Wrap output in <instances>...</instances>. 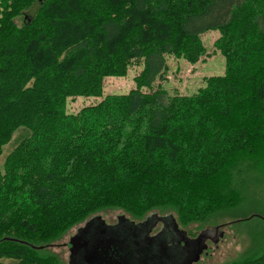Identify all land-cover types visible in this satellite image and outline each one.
I'll return each mask as SVG.
<instances>
[{
    "label": "trees",
    "instance_id": "obj_1",
    "mask_svg": "<svg viewBox=\"0 0 264 264\" xmlns=\"http://www.w3.org/2000/svg\"><path fill=\"white\" fill-rule=\"evenodd\" d=\"M208 29L225 71L189 94L153 88L167 55L205 54ZM135 62L136 87L104 94L102 130L67 131V98ZM20 127L0 161V264H65L47 243L106 206L214 218L241 200L234 177L264 175V0H0V155ZM251 237L221 264H264V230Z\"/></svg>",
    "mask_w": 264,
    "mask_h": 264
},
{
    "label": "rangeland",
    "instance_id": "obj_2",
    "mask_svg": "<svg viewBox=\"0 0 264 264\" xmlns=\"http://www.w3.org/2000/svg\"><path fill=\"white\" fill-rule=\"evenodd\" d=\"M33 9L34 6L27 9V12L30 13ZM16 21L20 22L21 17H16ZM219 35H221L219 29H208L201 34L205 54L194 62L172 54L167 55L168 67L165 70V77L156 78L152 87L155 88L160 83L167 89L168 94H189L205 84V76L222 74L226 66L225 56L217 47V40H215ZM141 67L142 62H135L128 66L123 75H106L103 78L101 95L69 96L66 101V130L100 132L103 127L100 104L104 94L127 92L136 87L134 76ZM141 89L148 90L146 86H142ZM23 132L24 128L20 127L11 134L8 142L3 145L0 161H3L4 156L16 144ZM183 132L185 128L177 131L178 134ZM52 140L58 147L55 152L59 158L61 139L54 137ZM241 177L246 179L242 188H239ZM234 183L241 191V200L238 205L219 212L217 216L204 223L191 222L180 227L175 213H168L167 210L162 211L159 208L153 210L157 215L148 219V223L151 224L148 235L156 234L152 243L155 247L159 244L164 247L165 259L161 264H221L246 257L245 254L249 253L253 246L251 233L264 230V226L261 228L264 224V175L260 171L255 173L253 169H250L241 176L234 177ZM121 213L129 219L132 217L122 207L111 206L100 208L94 215L99 214L106 223H115L118 220V214ZM152 213L149 212V214ZM90 217L73 224L60 238L47 243V248L56 253L65 264H71L72 242L69 240ZM142 223L146 225L145 222ZM152 248V246L149 247V249ZM110 260L115 261V257H110ZM3 262L4 264L12 263L9 259H4Z\"/></svg>",
    "mask_w": 264,
    "mask_h": 264
},
{
    "label": "water",
    "instance_id": "obj_3",
    "mask_svg": "<svg viewBox=\"0 0 264 264\" xmlns=\"http://www.w3.org/2000/svg\"><path fill=\"white\" fill-rule=\"evenodd\" d=\"M155 215L153 212L137 221L121 213L115 223H106L99 214L92 215L69 240L72 242L70 263L161 264L165 259L164 247L152 243L156 234L148 235L151 226L148 219ZM150 246L153 248L149 249ZM113 256L115 261L110 260Z\"/></svg>",
    "mask_w": 264,
    "mask_h": 264
}]
</instances>
